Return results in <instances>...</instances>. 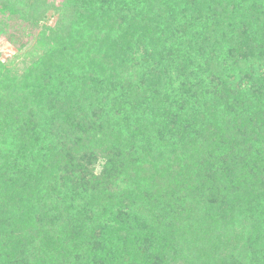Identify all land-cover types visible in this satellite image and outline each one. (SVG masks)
<instances>
[{
	"label": "trees",
	"instance_id": "16d2710c",
	"mask_svg": "<svg viewBox=\"0 0 264 264\" xmlns=\"http://www.w3.org/2000/svg\"><path fill=\"white\" fill-rule=\"evenodd\" d=\"M39 28L0 70V264H264V0H0Z\"/></svg>",
	"mask_w": 264,
	"mask_h": 264
},
{
	"label": "rangeland",
	"instance_id": "374dc122",
	"mask_svg": "<svg viewBox=\"0 0 264 264\" xmlns=\"http://www.w3.org/2000/svg\"><path fill=\"white\" fill-rule=\"evenodd\" d=\"M53 1L56 5L61 2V0ZM41 13L39 12L38 15H36L38 19L39 15L42 19V24L39 22L38 25L41 26L44 24L47 30L45 31L39 28V30H35L34 33L33 31H27L28 35L25 36L26 40H23L22 48L18 49L10 45L4 37H0V70L2 71V80L11 83V85L7 86L8 90L18 89L21 91L24 78L27 77L26 75L28 74L29 68L35 60L41 57L44 51V44L39 43L43 39L41 36L42 32L45 31V36L48 37L50 30L54 31L57 28V26L54 25L56 21L55 14L52 12L45 14ZM0 90L4 89L0 87Z\"/></svg>",
	"mask_w": 264,
	"mask_h": 264
}]
</instances>
